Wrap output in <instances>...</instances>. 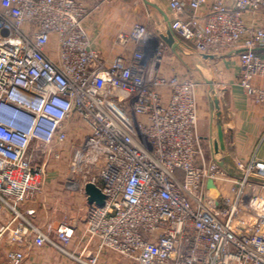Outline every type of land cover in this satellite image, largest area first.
<instances>
[{
    "label": "built area",
    "instance_id": "2783aa9c",
    "mask_svg": "<svg viewBox=\"0 0 264 264\" xmlns=\"http://www.w3.org/2000/svg\"><path fill=\"white\" fill-rule=\"evenodd\" d=\"M91 0H0V264L51 246L81 264L109 250L130 264H264V161L232 169L206 160L196 134L198 82L161 64L166 44L144 24L119 32L102 55L84 21ZM99 5L108 0H93ZM172 31L204 55H237L241 87L264 104V0H168ZM70 190L88 182L104 195L86 203L75 228L35 222L47 163L70 131ZM211 180L218 191L213 198ZM87 201V200H86Z\"/></svg>",
    "mask_w": 264,
    "mask_h": 264
},
{
    "label": "crops",
    "instance_id": "0c3cea01",
    "mask_svg": "<svg viewBox=\"0 0 264 264\" xmlns=\"http://www.w3.org/2000/svg\"><path fill=\"white\" fill-rule=\"evenodd\" d=\"M148 1L155 6L145 4L143 0H108L96 6L91 0V11L84 26L94 47L102 55L112 51L115 54L124 52L129 56L134 44L130 43L126 50L112 44L116 35L119 32L128 33L133 23L146 25L158 41L164 42L170 12L168 0ZM173 43H176L177 53L164 56L161 71L167 74L177 68L180 73L188 74L198 82L196 134L206 160H217L228 169H232L231 165L235 161H264V104L255 102L238 86L240 71L237 55L226 50L200 55L193 50L189 41L175 33ZM253 84L264 89V77H256ZM82 200L87 203L85 198ZM50 204L53 205L52 201ZM51 205L35 201L24 204V207L32 206L36 209L35 222L39 225L48 222L55 225L62 220L57 219L56 209ZM82 221H67L75 228L74 238L67 248L75 254L81 253L83 249L95 248L93 244L79 241ZM3 258V250H0V261ZM22 264L81 263L44 245L26 250V258ZM98 264L130 263L117 254L104 250L99 256Z\"/></svg>",
    "mask_w": 264,
    "mask_h": 264
},
{
    "label": "rangeland",
    "instance_id": "374dc122",
    "mask_svg": "<svg viewBox=\"0 0 264 264\" xmlns=\"http://www.w3.org/2000/svg\"><path fill=\"white\" fill-rule=\"evenodd\" d=\"M149 32H153L147 27ZM181 42L180 39H178ZM173 42L166 43V55L177 53V46L172 51ZM86 134V129L80 124V127L75 131H70L67 143L63 145L64 149L59 159L50 160L47 163L45 179L42 188L40 189L37 202L40 204L51 205L56 209L55 215L59 220L81 222L84 218L86 204L84 203V195L79 190H70L67 188L66 182L69 175V158L71 147L82 139ZM48 200L50 202H48ZM57 202V207H56ZM65 204V205H64ZM69 206V207H68ZM83 222V221H82Z\"/></svg>",
    "mask_w": 264,
    "mask_h": 264
},
{
    "label": "water",
    "instance_id": "95a60500",
    "mask_svg": "<svg viewBox=\"0 0 264 264\" xmlns=\"http://www.w3.org/2000/svg\"><path fill=\"white\" fill-rule=\"evenodd\" d=\"M145 4L148 5H153L151 2L148 0H143ZM167 26H168V31H167V36L163 39L165 43L170 44V42H173L174 39V32L172 31L170 27L169 20L167 19ZM172 51L175 50L176 48V43H173L172 46ZM207 188L211 190L213 198H216L218 196V191L216 190L213 182L211 180L207 181ZM84 192L86 194V200L88 204L95 203L96 205H103L104 203V195L102 194L101 190L93 183L88 182L84 185Z\"/></svg>",
    "mask_w": 264,
    "mask_h": 264
}]
</instances>
